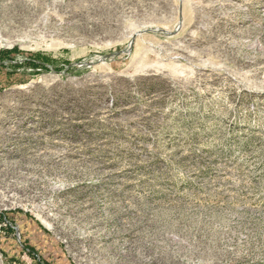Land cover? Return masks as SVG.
<instances>
[{
	"label": "rangeland",
	"instance_id": "1",
	"mask_svg": "<svg viewBox=\"0 0 264 264\" xmlns=\"http://www.w3.org/2000/svg\"><path fill=\"white\" fill-rule=\"evenodd\" d=\"M2 261L264 264V0H0Z\"/></svg>",
	"mask_w": 264,
	"mask_h": 264
},
{
	"label": "built area",
	"instance_id": "2",
	"mask_svg": "<svg viewBox=\"0 0 264 264\" xmlns=\"http://www.w3.org/2000/svg\"><path fill=\"white\" fill-rule=\"evenodd\" d=\"M18 237H19V239H20V235H19V234H18ZM1 264H10V263H4V262L2 261ZM13 264H16V263H13Z\"/></svg>",
	"mask_w": 264,
	"mask_h": 264
}]
</instances>
